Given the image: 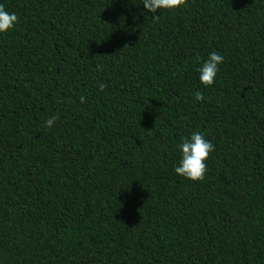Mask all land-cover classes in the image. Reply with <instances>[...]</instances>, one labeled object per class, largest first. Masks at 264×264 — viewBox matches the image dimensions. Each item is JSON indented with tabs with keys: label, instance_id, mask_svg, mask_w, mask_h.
<instances>
[{
	"label": "trees",
	"instance_id": "trees-1",
	"mask_svg": "<svg viewBox=\"0 0 264 264\" xmlns=\"http://www.w3.org/2000/svg\"><path fill=\"white\" fill-rule=\"evenodd\" d=\"M0 4V264H264V0ZM193 131L197 181L173 171Z\"/></svg>",
	"mask_w": 264,
	"mask_h": 264
},
{
	"label": "clouds",
	"instance_id": "clouds-1",
	"mask_svg": "<svg viewBox=\"0 0 264 264\" xmlns=\"http://www.w3.org/2000/svg\"><path fill=\"white\" fill-rule=\"evenodd\" d=\"M186 0H140L143 8L150 13H156L157 9H176L185 4ZM154 15L153 18H157ZM18 22V17L15 12L8 11L3 4H0V33H5L14 29ZM199 60V58H197ZM224 61V57L217 51H211L203 59L196 71L198 73L199 82L205 86H211L219 71V65ZM98 89L103 91L105 84H98ZM193 96L196 101L204 100V94L200 90H195ZM85 100L84 96L80 97V101ZM56 115L50 116L44 121L45 128H51L57 120ZM176 149L179 152L177 163L173 167L176 175L192 181L201 180L207 171L206 161L209 154L213 151L214 145L208 140L202 132L193 131L188 136L180 137L176 144Z\"/></svg>",
	"mask_w": 264,
	"mask_h": 264
}]
</instances>
